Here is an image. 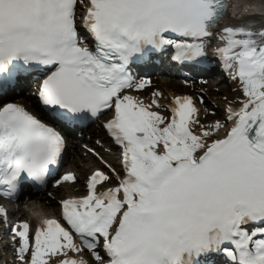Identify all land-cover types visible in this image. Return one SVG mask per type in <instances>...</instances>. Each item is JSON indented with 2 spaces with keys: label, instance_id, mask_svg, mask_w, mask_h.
Here are the masks:
<instances>
[{
  "label": "snow or ice",
  "instance_id": "snow-or-ice-1",
  "mask_svg": "<svg viewBox=\"0 0 264 264\" xmlns=\"http://www.w3.org/2000/svg\"><path fill=\"white\" fill-rule=\"evenodd\" d=\"M87 4L0 0V85L45 73L38 98L52 121L0 106V198L46 185L65 148L54 125L111 110L105 127L123 150V179L108 166L115 187L98 191L112 178L97 171L84 198L62 202L67 227L57 219L34 233L24 221L6 227L18 264H89L85 251L92 264H264V24L222 26L232 0ZM78 8L94 47L80 35ZM217 33V57L241 93L225 123H202L188 96L162 106L158 92L148 103L132 94L149 86L135 64L167 49L175 61H202Z\"/></svg>",
  "mask_w": 264,
  "mask_h": 264
},
{
  "label": "bare ground",
  "instance_id": "bare-ground-1",
  "mask_svg": "<svg viewBox=\"0 0 264 264\" xmlns=\"http://www.w3.org/2000/svg\"><path fill=\"white\" fill-rule=\"evenodd\" d=\"M249 2H245L244 0H241V2L238 3L237 0H235V8L232 11V13L229 14L228 17H226L223 20L224 24H226V25L243 24L249 20H252L258 24H264V0L261 1L263 8L258 9L261 11L262 14H256L255 12H253V9H255V8L247 7V5L251 4ZM255 2H260V1L256 0ZM218 36H219V33H217L216 36L212 37L210 39V42L206 46V48L212 49V52L216 55H217V53H216L217 47L223 46V43L218 39ZM233 83H234V87H232L233 89L230 92L223 94L222 96L219 93L215 92V90L213 92V91L207 89V87H197L196 88V92L206 94V96H207L206 103L211 104L212 106L216 107L218 110H220L221 105L224 106L223 114L222 113L218 114V117H220L221 123H225L226 109H227L228 105L232 101L239 100L241 98V93L238 90L239 89L238 83L235 81H233ZM154 92H156V91H153V90H151V88L146 87V89H144L143 91L133 92L132 94L134 96H137L141 100H143L145 103H148L153 98L152 94ZM158 93H160V92H158ZM157 99H158L159 103H161V101H162L161 100V93H160V96L157 97ZM161 105L166 106L167 103L164 102ZM158 111H162V109H158ZM163 114L170 115L168 112H163ZM200 120L205 125H208V124H206V122L208 120H213V116L210 115L208 117H205L204 119L200 118ZM230 126H231L230 123L226 124L225 128L219 133V135L221 137H223L226 134V131L228 130V128H230ZM110 164H111V168L115 169L116 173L120 172L121 166L116 165L114 159H111ZM80 166L81 165H78L75 170L81 174H84L86 172V169L81 168ZM98 166H101V165H98ZM67 185H69V184H67ZM67 185H65V186H67ZM65 186H62V189H65ZM69 188H72V186L70 185ZM82 188H84V187H82ZM62 189H60V190H62ZM62 194H63V196H68L69 194H71V192L69 190H65L64 193L61 192V195ZM37 209L38 208H35L34 210H37ZM30 210L31 209H28V207H27L25 210H23V212H27V211L30 212ZM16 211H18L17 208H16ZM4 246H5V244H4Z\"/></svg>",
  "mask_w": 264,
  "mask_h": 264
},
{
  "label": "rangeland",
  "instance_id": "rangeland-1",
  "mask_svg": "<svg viewBox=\"0 0 264 264\" xmlns=\"http://www.w3.org/2000/svg\"><path fill=\"white\" fill-rule=\"evenodd\" d=\"M155 87H156V85H153L152 86V88L156 90ZM159 90H161V91H159ZM159 90H158V92L162 93V96H165L164 93L168 92L169 88H167V87L166 88H163V89L162 88H159ZM189 91H191V90H189ZM217 91H218L217 93H219L221 96L223 94L229 92V91L224 90L222 88H217ZM202 106H203V111L201 113V117H203V118L206 117L208 114H212L213 116H215V117H213V119H214V118H217L216 116H218V114H220V113L223 114V112H224V106H222V105L220 107V110H218L216 107H214V106H212L211 104H208V103L207 104L206 103L203 104V102H202ZM216 120H219V119L217 118V119H214V120H209L207 122V124H211L212 125V124H214L216 122ZM91 163H93V165L96 164V162H94V161H92ZM81 178H84V175L83 174H82V177ZM82 185H83V183H82ZM75 187L76 186H74V188ZM65 190H69L70 192H73L74 191L72 188L66 187L65 189L61 190V192L64 193ZM61 192L59 193V196L60 197L63 196V194L61 195ZM54 205H55V203H53V205H49L48 206L49 208L47 210L51 212L52 206L54 207ZM3 236H4V230H1V228H0V243L3 242V238H4Z\"/></svg>",
  "mask_w": 264,
  "mask_h": 264
}]
</instances>
